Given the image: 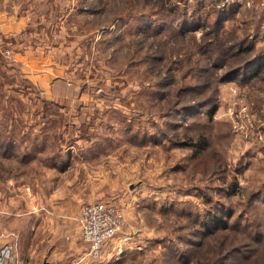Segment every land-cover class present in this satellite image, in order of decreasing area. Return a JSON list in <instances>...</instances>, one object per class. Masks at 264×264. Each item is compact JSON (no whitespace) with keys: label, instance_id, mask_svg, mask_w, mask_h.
<instances>
[{"label":"rangeland","instance_id":"obj_1","mask_svg":"<svg viewBox=\"0 0 264 264\" xmlns=\"http://www.w3.org/2000/svg\"><path fill=\"white\" fill-rule=\"evenodd\" d=\"M12 2L71 99L0 76V184L121 208L79 264H264V0Z\"/></svg>","mask_w":264,"mask_h":264},{"label":"crops","instance_id":"obj_2","mask_svg":"<svg viewBox=\"0 0 264 264\" xmlns=\"http://www.w3.org/2000/svg\"><path fill=\"white\" fill-rule=\"evenodd\" d=\"M12 1L0 0V76L11 82L7 90L19 91L22 86L18 93L23 95L33 89L38 98L71 99L67 92L58 91L67 79L63 69L43 53L34 38L27 41V31L36 20L26 7L19 9ZM0 128L6 131L9 125L1 124ZM6 144L14 146L15 142ZM35 145L33 141V148ZM2 172L6 176L0 184V264H71L82 260L87 245L80 238L79 210L74 201L52 195L48 198L41 189L27 188L21 181L25 178L23 171L15 175ZM36 244L46 248L40 260L32 256Z\"/></svg>","mask_w":264,"mask_h":264},{"label":"built area","instance_id":"obj_3","mask_svg":"<svg viewBox=\"0 0 264 264\" xmlns=\"http://www.w3.org/2000/svg\"><path fill=\"white\" fill-rule=\"evenodd\" d=\"M226 2L228 0H225ZM6 56L10 55L5 50ZM80 238L87 245L86 256L98 260L105 244H109L122 235L124 219L121 208L111 202H94L81 207L78 215ZM127 238H123L125 242ZM80 261L71 264H79Z\"/></svg>","mask_w":264,"mask_h":264},{"label":"trees","instance_id":"obj_4","mask_svg":"<svg viewBox=\"0 0 264 264\" xmlns=\"http://www.w3.org/2000/svg\"><path fill=\"white\" fill-rule=\"evenodd\" d=\"M250 51V49H246L245 50V52H249ZM236 69H239L240 70V68H236ZM233 70H235V69H233ZM238 70V71H239ZM214 110L215 109H211L209 112H208V121H210L211 119H212V115L214 114ZM205 136L204 135H201V139H200V141L199 142H196V144L197 143H199V145L202 147V145H205L204 143L206 142V139L204 138Z\"/></svg>","mask_w":264,"mask_h":264},{"label":"water","instance_id":"obj_5","mask_svg":"<svg viewBox=\"0 0 264 264\" xmlns=\"http://www.w3.org/2000/svg\"><path fill=\"white\" fill-rule=\"evenodd\" d=\"M139 185H140V183L136 182L133 186L130 187V189L136 190ZM43 264H46V263L44 262Z\"/></svg>","mask_w":264,"mask_h":264}]
</instances>
